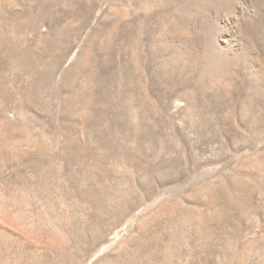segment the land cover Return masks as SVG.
I'll return each mask as SVG.
<instances>
[{
    "label": "rangeland",
    "instance_id": "1",
    "mask_svg": "<svg viewBox=\"0 0 264 264\" xmlns=\"http://www.w3.org/2000/svg\"><path fill=\"white\" fill-rule=\"evenodd\" d=\"M0 264H264V0H0Z\"/></svg>",
    "mask_w": 264,
    "mask_h": 264
},
{
    "label": "bare ground",
    "instance_id": "2",
    "mask_svg": "<svg viewBox=\"0 0 264 264\" xmlns=\"http://www.w3.org/2000/svg\"><path fill=\"white\" fill-rule=\"evenodd\" d=\"M229 16V15H228ZM241 23V22H240Z\"/></svg>",
    "mask_w": 264,
    "mask_h": 264
}]
</instances>
